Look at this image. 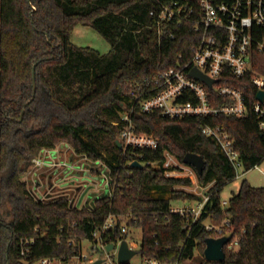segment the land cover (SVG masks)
<instances>
[{"label": "trees", "instance_id": "16d2710c", "mask_svg": "<svg viewBox=\"0 0 264 264\" xmlns=\"http://www.w3.org/2000/svg\"><path fill=\"white\" fill-rule=\"evenodd\" d=\"M153 7L152 0H0V264H34L46 257L68 263L79 253L81 240L110 214L120 217L119 225L128 219L129 227L142 230V258L183 264L197 249L204 253L205 240L212 237L202 224L208 214L188 236L186 219L170 212L172 200L200 199L173 188L190 179L130 163L134 158L163 163L165 151L181 163L190 152L203 157L202 173L192 167L200 185L213 183L207 191L211 219L220 223L228 215V231L240 238L236 249L225 248L223 261L203 259L201 264H264V186L244 179L223 208L221 194L236 179L234 170L216 143L200 133L196 119L172 120L136 107L137 131L158 138L160 147L125 150L117 144L132 85L152 88L159 73L176 65L177 55L194 41L190 27L175 30L176 39L160 36L150 15ZM78 24L100 33L110 51L76 46L71 34ZM254 68L264 74V53L255 54ZM228 81L255 98L248 77ZM211 122L235 139L246 171L264 162V134L253 115ZM60 142L109 166L113 198L100 197L79 209L62 198L40 202L29 193L24 175L32 159ZM123 235L117 226L113 239ZM32 237L35 243L23 255L22 239Z\"/></svg>", "mask_w": 264, "mask_h": 264}, {"label": "built area", "instance_id": "2783aa9c", "mask_svg": "<svg viewBox=\"0 0 264 264\" xmlns=\"http://www.w3.org/2000/svg\"><path fill=\"white\" fill-rule=\"evenodd\" d=\"M154 7L150 15L155 19V28L160 36L176 39L175 30L190 27L194 41L186 53L177 55L176 65L159 73L153 80V87L144 83L132 85L129 105L122 112V127L119 140L125 150H157L160 141L153 135L138 132L132 120L137 107L143 113L155 111L172 120L194 118L198 121L200 133L212 139L223 155L231 163L235 178H242L245 173L236 141L220 124L211 121L219 116L247 118L253 115L264 134V99L259 100L257 94L264 92V74L254 68L256 53H264V0H152ZM197 68L213 80L212 86L190 74ZM248 77L255 88V98H248L245 92L228 81L230 78ZM165 161L143 162V166L165 169L166 176L180 166L189 169L188 177L197 179L195 169L181 163L169 151H165ZM257 167V166H255ZM96 178V179H95ZM29 193L40 202L65 199L72 208H83L94 205L97 198L107 196L113 198L115 191L111 169L102 160H94L86 154L77 153L67 142H60L54 148H43L32 159V163L24 175ZM198 180V179H197ZM196 180V181H197ZM96 190L92 197L81 202L83 193L92 182ZM202 186V185H201ZM202 188H205L202 186ZM206 191L198 194V200L187 205L171 206L170 212L186 219L185 229L188 236L194 225L204 213L208 218L203 221V228L219 238L229 235L231 221L227 215L220 223L214 222L207 209L211 194ZM223 208L229 201L221 202ZM128 220V219H127ZM127 220L119 225L120 217L110 214L102 225L96 226L90 238L81 240L79 253L68 263L46 257L37 264H92L102 260L101 264H120L118 251L126 235L133 227ZM120 226L123 237L113 239L114 232ZM187 236V237H188ZM239 236H233L225 248L233 250L238 247ZM90 242L84 252V242ZM142 242V241H141ZM35 238L22 239V254H29ZM74 243L71 239L69 244ZM113 243L114 248L107 246ZM131 248L138 252L141 245L129 242ZM117 256V260L112 259ZM143 264H181L179 261L164 262L153 257L143 258Z\"/></svg>", "mask_w": 264, "mask_h": 264}, {"label": "rangeland", "instance_id": "374dc122", "mask_svg": "<svg viewBox=\"0 0 264 264\" xmlns=\"http://www.w3.org/2000/svg\"><path fill=\"white\" fill-rule=\"evenodd\" d=\"M71 41L79 47H90L95 50H98L102 54H106L110 51L111 46L109 42L95 29H93L91 26H84V25H76L72 34H71ZM179 170L172 171L170 176L182 178V179H190V184L181 183L173 188L176 190H180L183 192L193 193L196 196L200 192L208 190L213 183L206 186L205 188H202L199 181L196 179L194 174L192 175L193 178L191 179L188 177L189 169H183L181 166L179 167ZM96 179V178H95ZM246 179L248 183H250L252 186L255 187H262L264 186V162L260 164L257 167H254L247 171L245 175L242 178H236L230 183H228L224 190L222 191L221 198L222 201H229L230 198L233 196L234 193H237L241 187L242 181ZM197 180V181H196ZM92 182V181H91ZM96 190V186L92 182L89 186L86 188V192L83 193L81 202L85 201L87 197H92V192ZM154 195L158 196L159 193L155 192ZM165 197H169L170 193H166L164 195ZM195 201V199H185L181 198V200H172V206H181V205H187L190 202ZM1 209V207H0ZM126 221V220H125ZM126 240L131 242L135 241L137 242L138 246L141 245L142 241V230L137 227H133L129 234L126 235ZM84 252L88 251V248L90 246V242L86 241L84 242ZM112 259L114 261L117 260V256H113ZM205 259L204 253L197 249L193 258L186 260L183 264H201L202 260ZM131 264H143V258L141 256V253H137L133 258L130 260ZM34 264H37L34 263Z\"/></svg>", "mask_w": 264, "mask_h": 264}, {"label": "water", "instance_id": "95a60500", "mask_svg": "<svg viewBox=\"0 0 264 264\" xmlns=\"http://www.w3.org/2000/svg\"><path fill=\"white\" fill-rule=\"evenodd\" d=\"M35 66L33 68V82H34V91H35ZM190 74L196 77L199 80L205 81L209 86H212L213 80L208 78L205 74L199 71L197 68H193L190 71ZM259 100L264 99V92L259 91L257 94ZM119 147L122 146L120 140H117ZM183 163L194 166L199 173H202L205 168V161L201 155L196 153H187L183 159ZM134 167H143L142 163L139 161H134L132 163ZM233 238V234L225 235L219 238L208 237L205 240L206 247L204 249V257L207 261H223L226 257L225 247ZM114 248V244L111 243L107 246V249L110 251ZM138 253L136 249L130 247L127 240H123L119 251H118V262L120 264H125L130 262V260ZM102 260H98L92 264H101Z\"/></svg>", "mask_w": 264, "mask_h": 264}]
</instances>
